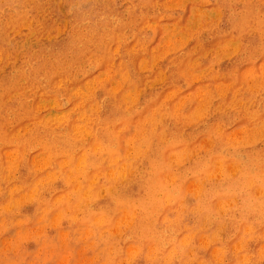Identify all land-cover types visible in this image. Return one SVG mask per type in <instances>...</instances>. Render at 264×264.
<instances>
[{
	"label": "rangeland",
	"instance_id": "374dc122",
	"mask_svg": "<svg viewBox=\"0 0 264 264\" xmlns=\"http://www.w3.org/2000/svg\"><path fill=\"white\" fill-rule=\"evenodd\" d=\"M0 264H264V0H0Z\"/></svg>",
	"mask_w": 264,
	"mask_h": 264
},
{
	"label": "bare ground",
	"instance_id": "6f19581e",
	"mask_svg": "<svg viewBox=\"0 0 264 264\" xmlns=\"http://www.w3.org/2000/svg\"><path fill=\"white\" fill-rule=\"evenodd\" d=\"M257 2H258V1H257ZM236 13H237V12H236ZM159 24H160V23H159ZM213 28H214V27H213ZM237 28H238V27H237ZM200 38H201V37H200ZM251 39H252V38H251ZM251 39H250V40H251ZM84 51H85V50H84ZM128 52H129V51H128ZM239 73H240V72H239ZM232 100H233V99H232ZM115 104H116V103H115ZM163 153H164V152H163Z\"/></svg>",
	"mask_w": 264,
	"mask_h": 264
}]
</instances>
